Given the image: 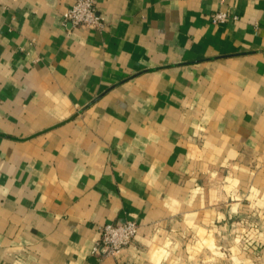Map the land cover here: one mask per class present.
<instances>
[{"label":"crops","instance_id":"crops-1","mask_svg":"<svg viewBox=\"0 0 264 264\" xmlns=\"http://www.w3.org/2000/svg\"><path fill=\"white\" fill-rule=\"evenodd\" d=\"M76 1L0 0V264H264V0Z\"/></svg>","mask_w":264,"mask_h":264},{"label":"built area","instance_id":"built-area-1","mask_svg":"<svg viewBox=\"0 0 264 264\" xmlns=\"http://www.w3.org/2000/svg\"><path fill=\"white\" fill-rule=\"evenodd\" d=\"M61 20L64 26L72 28L103 29L105 27L97 11L96 0H77L63 13ZM228 20L229 17L224 12H217L211 17L213 24H222ZM99 233L100 238L93 247L92 254L101 258H117L125 249L132 246L139 233V224L133 220L106 223L99 227ZM245 264H252V262Z\"/></svg>","mask_w":264,"mask_h":264},{"label":"rangeland","instance_id":"rangeland-1","mask_svg":"<svg viewBox=\"0 0 264 264\" xmlns=\"http://www.w3.org/2000/svg\"><path fill=\"white\" fill-rule=\"evenodd\" d=\"M174 247H175V246H170L169 248L173 250ZM176 248H177V249H175L174 251H175V252H176V251L179 252L178 249H180V246H177ZM192 248H194V245H189V246H188L189 251H190V249H192ZM182 249H183V251H185V246H184V248H182ZM172 250H171V251H172ZM192 251H193V250H192ZM177 252H176V253H177ZM222 261H223V262H221V263H224V264H225V263H226V264L228 263L227 260H222ZM231 263H232V264H241V261H239V259H237V257H235V258L233 257V258H231Z\"/></svg>","mask_w":264,"mask_h":264}]
</instances>
